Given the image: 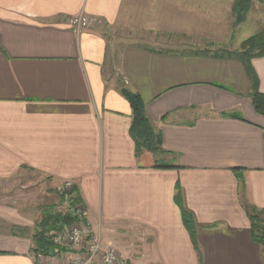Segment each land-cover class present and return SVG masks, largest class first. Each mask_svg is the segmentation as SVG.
Segmentation results:
<instances>
[{
	"label": "crops",
	"instance_id": "obj_1",
	"mask_svg": "<svg viewBox=\"0 0 264 264\" xmlns=\"http://www.w3.org/2000/svg\"><path fill=\"white\" fill-rule=\"evenodd\" d=\"M233 3L0 0V264H33L28 200L65 181L126 264H263L245 207L264 211V116L219 54L249 38L253 5L262 31L264 0L240 24ZM251 63L264 94V57ZM121 88L163 153L136 156Z\"/></svg>",
	"mask_w": 264,
	"mask_h": 264
},
{
	"label": "trees",
	"instance_id": "obj_2",
	"mask_svg": "<svg viewBox=\"0 0 264 264\" xmlns=\"http://www.w3.org/2000/svg\"><path fill=\"white\" fill-rule=\"evenodd\" d=\"M251 2L252 0H234L232 14L236 24L245 21ZM219 57H234L240 62L250 83L251 92L249 99L251 105L256 113L264 116V94L259 92V79L251 63L252 59L264 57V30L243 41L239 51H223L222 54H219ZM120 92L131 109L129 133L134 142L136 156L140 155L143 151H148L152 154L163 153L164 151L161 149V134L154 130L146 114L144 101L137 93L125 88H121ZM159 167L168 168L167 165ZM73 193L74 202L72 203H80L77 192L74 191ZM59 204L60 201L57 204L47 206L43 213H41V218L31 236V251L33 253L51 254L54 248L49 240V234L74 221V218L69 214L55 212V208ZM245 212L250 223L252 241L258 246H264V211L258 210L253 206H246ZM182 223L190 236L192 245L194 248H197L194 226L190 216L183 213Z\"/></svg>",
	"mask_w": 264,
	"mask_h": 264
},
{
	"label": "built area",
	"instance_id": "obj_3",
	"mask_svg": "<svg viewBox=\"0 0 264 264\" xmlns=\"http://www.w3.org/2000/svg\"><path fill=\"white\" fill-rule=\"evenodd\" d=\"M73 184L65 181L56 186L61 197L55 212L69 214L74 221L49 234L53 252L33 253V264H126L114 246L105 244L88 222L84 207L74 202Z\"/></svg>",
	"mask_w": 264,
	"mask_h": 264
},
{
	"label": "rangeland",
	"instance_id": "obj_4",
	"mask_svg": "<svg viewBox=\"0 0 264 264\" xmlns=\"http://www.w3.org/2000/svg\"><path fill=\"white\" fill-rule=\"evenodd\" d=\"M261 15L262 14L258 12V8L254 7L253 5L251 8V15H250L251 16L250 23L252 27L246 28L244 32V35H246V37H250L254 35V33H257V31L261 29L263 22L261 21V19L260 20L258 19L260 18ZM262 30H264V28H262ZM49 193L50 194L48 195L46 194L42 197H39L35 202H34V199H29L28 203L30 204L36 203L35 205L37 206L38 209H40L39 211L43 213L44 209L47 206L53 205V202L61 201V197L58 194H57V197L56 196L54 197L53 192L50 191ZM54 204H57V203H54ZM260 248H261L260 257L264 264V246H260Z\"/></svg>",
	"mask_w": 264,
	"mask_h": 264
}]
</instances>
